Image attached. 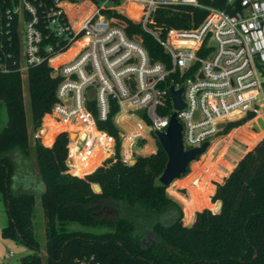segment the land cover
I'll return each mask as SVG.
<instances>
[{
  "label": "trees",
  "instance_id": "obj_1",
  "mask_svg": "<svg viewBox=\"0 0 264 264\" xmlns=\"http://www.w3.org/2000/svg\"><path fill=\"white\" fill-rule=\"evenodd\" d=\"M197 3L199 6L158 8L153 21L163 28L196 26L206 14V7L223 8L225 0H197ZM8 5L7 0H0L2 19ZM120 10L133 17L131 3ZM101 12L120 20L127 35H138L151 59L163 58L161 48L138 23L114 10ZM7 30V34H0L1 49L9 54V57L4 54L0 57L8 68L0 72V102L6 114L5 125L0 129V197L7 218L0 234L32 249L19 259V264H77L80 260L87 264H264V126L259 127L257 119L253 120L257 132L249 131L245 124L232 134L245 147L254 145L221 182L214 183L210 201L220 202L218 210L211 212L203 208L195 213L189 226H184L179 203L168 196L165 186L157 181L166 161L158 142L153 153L137 156L131 164L120 161L117 130L110 119L115 111L113 105L107 117L99 120L93 102L88 103L95 127L114 140L112 156L101 162L103 152L94 149L84 168L71 169V174L65 164L67 149L76 164L78 159L74 151L80 142L72 141L67 146L64 130L72 126L58 121L50 123L46 116L42 119V126L48 127L43 132V142H51L59 131L50 146H43L37 137L32 144L28 142L21 79L16 70L19 41L14 20ZM82 41L50 62L63 60ZM25 81L31 129L35 131L55 100L59 77L52 76L51 68L43 61L26 70ZM245 119L227 122L220 134ZM95 137L100 148L105 149L106 137L100 133ZM29 154L33 158L37 183L44 186L38 195L43 217L42 253L38 251L32 226L34 196L29 191L10 189L12 175L26 165L25 158ZM204 156L203 165L210 159V152L207 150ZM229 167L225 165L226 169ZM187 171L186 167L185 173ZM84 172L87 173L76 176ZM222 175L215 169V163L209 165L201 183L191 190V198L183 199L184 217L189 218L194 209L209 204L207 195L211 186L208 180ZM91 183L96 184L99 191L95 192ZM71 224L78 228H69Z\"/></svg>",
  "mask_w": 264,
  "mask_h": 264
},
{
  "label": "built area",
  "instance_id": "obj_2",
  "mask_svg": "<svg viewBox=\"0 0 264 264\" xmlns=\"http://www.w3.org/2000/svg\"><path fill=\"white\" fill-rule=\"evenodd\" d=\"M7 2L3 19L0 17V34H7L10 22L15 21L19 41L16 70L25 74L29 67L45 61L51 75L59 77L50 107L55 121L81 122L85 132L91 127L102 134L88 103L93 102L99 120L107 117L113 105L110 119L121 128L119 136L130 147L137 137L155 138L154 131L163 132L173 114L180 125L183 148L205 142L206 153L222 136L223 127L217 124L264 119V0H225L223 8L206 7L200 23L187 28H163L154 23L153 14L158 8L175 5L199 6L197 0ZM81 2L88 4V14L82 19L72 17ZM106 2L113 5L106 6ZM128 3L134 17L120 10ZM101 10L117 11L138 23L161 48L163 58L151 59L138 35H127L120 20ZM78 41L82 42L66 58L50 62ZM3 54L0 46V57ZM6 71L0 58V72ZM169 87L180 89L181 108L173 107ZM89 90L92 98L87 97ZM126 119L133 123L132 128ZM85 138L87 152L100 147L95 136L86 133ZM108 138L107 149L113 145Z\"/></svg>",
  "mask_w": 264,
  "mask_h": 264
},
{
  "label": "rangeland",
  "instance_id": "obj_3",
  "mask_svg": "<svg viewBox=\"0 0 264 264\" xmlns=\"http://www.w3.org/2000/svg\"><path fill=\"white\" fill-rule=\"evenodd\" d=\"M106 6L113 5L112 2H106ZM125 7V6H124ZM89 12V6L88 4L79 3V5L76 8V11L72 12V17L75 16L77 19H82L86 14ZM131 16H135V12L131 10L130 12ZM21 79V86H22V95H23V103H24V112H25V121H26V133L28 142L32 144L33 138L37 137L40 141V143L43 146H50L52 143L55 135L59 132H57L51 142L48 144L44 143L42 140L43 132H46L48 130V127H44L43 125V117L46 116V119L49 120L50 123L55 122V120L50 115V109L47 113H44L39 127L33 131L31 129V121H30V113H29V107H28V99H27V93H26V81H25V74H20ZM262 96L264 98V84L261 88ZM94 119V118H93ZM6 122V114L5 109L3 106V103L0 102V129L5 125ZM61 122V121H60ZM113 126L117 130V136L119 140V146H118V156L120 158V161L124 164H131L135 160L137 156H143L150 153H153L156 150V138H154L151 135H147L145 138L137 137L132 142L135 145H131L130 147L127 145V140L124 138H120L119 133L121 131V128L117 127L115 123L111 120ZM126 125L130 128L133 127V123L126 119L125 120ZM257 123L259 127L264 126V119H257ZM62 124L64 126H72L70 130H64L67 134L68 138V144L72 141H79V146L75 149L74 153L77 155L78 162L76 164H73V155L70 154V149H67V157L65 164L68 168V171L70 172L71 169H82L86 165L88 158L91 154V152L94 149H98L103 152V155L100 157V162L110 156H112L114 151V140L112 137L108 136L104 131L97 130L102 132V135L106 138L109 137L110 143H112V147L107 149V146H105V149H102L100 147H94L91 149L90 152L86 151V143H85V135L86 133L96 136V133L94 130H88L84 131L83 124L81 122H67L62 121ZM247 124V129L251 132H257L256 125L253 123L252 120L250 121H244L240 125L229 129L226 133L221 134L222 140L218 143V145L211 151L210 153V159L208 162L203 165L204 155L205 153H201L197 158H195L193 161L189 162L187 166V172L184 175H181L179 178L174 179L167 187H165V192L168 196L173 198L176 202L179 203L181 207V224L184 226H189L194 218V215L196 212H199L201 209L206 208L210 210L211 212H214V203L210 201L207 198V201H209V204L206 207H199L197 208V211H192L191 216L189 218L184 217L183 209H184V200L190 199L191 196V186L193 185V180L202 179L205 176V173L207 172L209 165L215 163V166L222 165L221 161H226L228 164H233L235 160H232L231 157H234L237 159L241 152H237L236 149L233 148V146L238 147L240 150L245 147V145L237 138L232 137L233 132L238 129L240 126ZM37 133V136H36ZM111 145V144H110ZM129 148L131 150H134L131 152V154L128 152ZM124 149H127V153L124 154ZM85 152L87 155L86 157H82L81 153ZM231 155V156H230ZM219 158L217 161L216 159ZM26 165H23L21 169H18L11 177V183H10V189L12 191H29L34 196V213L32 216V226H33V232L36 237V240L38 242V251L40 253L43 252V244H44V236H43V217L41 208L39 206V189L41 184L37 183L39 182L36 173L33 168V158L32 155L29 154L26 158ZM72 173V172H71ZM73 174V173H72ZM83 174V173H82ZM77 176V175H76ZM83 176V175H82ZM186 176V177H185ZM80 177V176H78ZM182 180L181 183H177V181ZM215 183V182H214ZM93 183H91V188ZM7 218L5 213V208L3 205V202L0 197V230L3 226L6 225ZM69 228H78L77 225L71 224ZM32 249L29 247L23 245L17 240L3 238L0 234V264H19V259L23 257L24 255L31 253Z\"/></svg>",
  "mask_w": 264,
  "mask_h": 264
},
{
  "label": "water",
  "instance_id": "obj_4",
  "mask_svg": "<svg viewBox=\"0 0 264 264\" xmlns=\"http://www.w3.org/2000/svg\"><path fill=\"white\" fill-rule=\"evenodd\" d=\"M168 92L172 99L173 107L175 109L181 108L182 102L179 96L180 89L172 90V88L169 87ZM87 97L92 98L91 90L87 92ZM136 113L140 114V110H137ZM217 127H224V125L219 123L217 124ZM153 135L166 156L164 167L157 177V181L165 187H167L174 179H177L184 174L189 162L199 156L206 146V143L204 142L198 147L184 149L180 138V125L175 120L173 114L170 116L164 131H154ZM43 188L44 186L41 185L40 189L42 190ZM219 206L220 202L215 201L214 212L218 210Z\"/></svg>",
  "mask_w": 264,
  "mask_h": 264
},
{
  "label": "crops",
  "instance_id": "obj_5",
  "mask_svg": "<svg viewBox=\"0 0 264 264\" xmlns=\"http://www.w3.org/2000/svg\"><path fill=\"white\" fill-rule=\"evenodd\" d=\"M264 133V132H263ZM263 133L258 137V139L255 141V142H257L258 140H259V138L263 135ZM36 136H37V133H36ZM222 140V138H219L217 141H218V143L220 142ZM254 142V143H255ZM218 143H217V145H218ZM254 145V144H253ZM252 145V146H253ZM252 146H250V147H243V149H242V151H241V155L235 160V162L233 163V164H228L225 160L224 161H221L222 162V165H219V166H215V169L216 170H218V171H220V172H222L223 173V175L220 177V178H215V179H213V178H211V179H209L208 180V182H209V184H210V186H211V189H210V191H209V193H208V195H207V198L209 199V196H211V194L213 193V191H214V182H216V183H219V182H221V180L223 179V177H225L229 172H230V170L233 168V166L235 165V163L239 160V158L247 151V150H249ZM214 149V148H213ZM211 151H212V149L209 151L210 153H211ZM79 155H81L82 157H86V153H81V154H79ZM225 165H228V166H230L228 169H226L225 168ZM92 170V169H91ZM90 170V171H91ZM87 172H89V171H87ZM87 172H84L83 174H85V173H87ZM71 173V172H70ZM72 174V173H71ZM83 174H81V175H77V176H82ZM74 175H76V174H74ZM186 177V176H185ZM182 180H183V178L181 179V180H179V181H177V183H181L182 182ZM201 180L202 179H197V180H193V185L191 186V188H192V190H194V189H196L197 188V184H199V183H201ZM92 187H93V190L95 191V192H97V191H99V188H98V186L96 185V184H93L92 185ZM190 196H191V194H190ZM209 202V201H208ZM203 207H206V206H203ZM198 209H194L193 210V212L194 211H197ZM193 214V213H192Z\"/></svg>",
  "mask_w": 264,
  "mask_h": 264
}]
</instances>
